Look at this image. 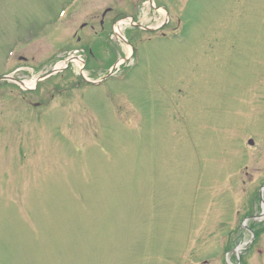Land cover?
I'll return each instance as SVG.
<instances>
[{
	"label": "rangeland",
	"instance_id": "obj_1",
	"mask_svg": "<svg viewBox=\"0 0 264 264\" xmlns=\"http://www.w3.org/2000/svg\"><path fill=\"white\" fill-rule=\"evenodd\" d=\"M152 4L0 0L1 74L130 57L0 85V264H236L264 226V0ZM126 15L167 22L126 45ZM239 256L264 264V228Z\"/></svg>",
	"mask_w": 264,
	"mask_h": 264
},
{
	"label": "bare ground",
	"instance_id": "obj_2",
	"mask_svg": "<svg viewBox=\"0 0 264 264\" xmlns=\"http://www.w3.org/2000/svg\"><path fill=\"white\" fill-rule=\"evenodd\" d=\"M115 29H116V33H120V28H119V26H115ZM77 61V60H76ZM29 85V83L28 82H25L24 83V86H28ZM240 248V246H238V249Z\"/></svg>",
	"mask_w": 264,
	"mask_h": 264
},
{
	"label": "trees",
	"instance_id": "obj_3",
	"mask_svg": "<svg viewBox=\"0 0 264 264\" xmlns=\"http://www.w3.org/2000/svg\"><path fill=\"white\" fill-rule=\"evenodd\" d=\"M261 230H262V229H255V230H254L255 235H257L258 233H260Z\"/></svg>",
	"mask_w": 264,
	"mask_h": 264
},
{
	"label": "water",
	"instance_id": "obj_4",
	"mask_svg": "<svg viewBox=\"0 0 264 264\" xmlns=\"http://www.w3.org/2000/svg\"><path fill=\"white\" fill-rule=\"evenodd\" d=\"M50 73H52V72H50ZM50 73H49V74H50ZM7 78H8V77H5V76H4V77H0V80H1V79H7ZM249 143H252V141H249ZM260 192H261V190H260Z\"/></svg>",
	"mask_w": 264,
	"mask_h": 264
}]
</instances>
